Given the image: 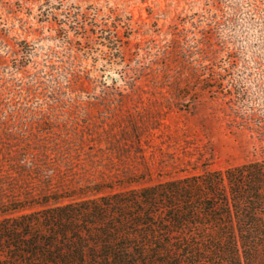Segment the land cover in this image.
Wrapping results in <instances>:
<instances>
[{
    "label": "rangeland",
    "instance_id": "obj_1",
    "mask_svg": "<svg viewBox=\"0 0 264 264\" xmlns=\"http://www.w3.org/2000/svg\"><path fill=\"white\" fill-rule=\"evenodd\" d=\"M0 95V205L263 157L264 0H0Z\"/></svg>",
    "mask_w": 264,
    "mask_h": 264
},
{
    "label": "trees",
    "instance_id": "obj_2",
    "mask_svg": "<svg viewBox=\"0 0 264 264\" xmlns=\"http://www.w3.org/2000/svg\"><path fill=\"white\" fill-rule=\"evenodd\" d=\"M142 178L2 203L0 264H264V156Z\"/></svg>",
    "mask_w": 264,
    "mask_h": 264
}]
</instances>
